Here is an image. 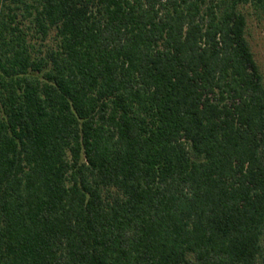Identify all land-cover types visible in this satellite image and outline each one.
<instances>
[{"label":"trees","instance_id":"trees-1","mask_svg":"<svg viewBox=\"0 0 264 264\" xmlns=\"http://www.w3.org/2000/svg\"><path fill=\"white\" fill-rule=\"evenodd\" d=\"M247 5L0 0V264H264Z\"/></svg>","mask_w":264,"mask_h":264},{"label":"rangeland","instance_id":"rangeland-1","mask_svg":"<svg viewBox=\"0 0 264 264\" xmlns=\"http://www.w3.org/2000/svg\"><path fill=\"white\" fill-rule=\"evenodd\" d=\"M242 10L247 15V38L264 76V18L249 5ZM48 42H53V38Z\"/></svg>","mask_w":264,"mask_h":264}]
</instances>
